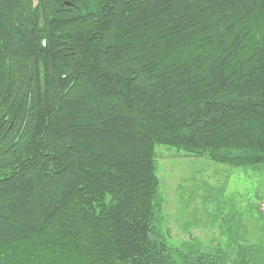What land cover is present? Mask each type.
I'll list each match as a JSON object with an SVG mask.
<instances>
[{
  "label": "trees",
  "instance_id": "obj_1",
  "mask_svg": "<svg viewBox=\"0 0 264 264\" xmlns=\"http://www.w3.org/2000/svg\"><path fill=\"white\" fill-rule=\"evenodd\" d=\"M158 144L264 169V0H0V264H264L166 242Z\"/></svg>",
  "mask_w": 264,
  "mask_h": 264
},
{
  "label": "rangeland",
  "instance_id": "obj_2",
  "mask_svg": "<svg viewBox=\"0 0 264 264\" xmlns=\"http://www.w3.org/2000/svg\"><path fill=\"white\" fill-rule=\"evenodd\" d=\"M156 151L163 198L157 218L168 244L264 243L263 168L233 167L165 144Z\"/></svg>",
  "mask_w": 264,
  "mask_h": 264
}]
</instances>
